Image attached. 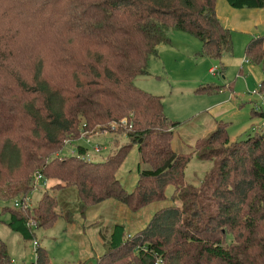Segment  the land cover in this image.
<instances>
[{"label":"trees","instance_id":"1","mask_svg":"<svg viewBox=\"0 0 264 264\" xmlns=\"http://www.w3.org/2000/svg\"><path fill=\"white\" fill-rule=\"evenodd\" d=\"M226 2L264 8V0ZM170 30L198 38L200 57L232 52L216 0H0V199L23 200L35 169L75 187L80 206L113 198L137 210L169 199L133 234L114 223L97 264H264V130L231 141L228 121L217 120L190 150L175 151L173 129L182 121L165 116L163 96L135 84L149 75V60L170 42ZM245 54L264 70L263 36L252 38ZM221 91L204 84L194 90ZM259 91L264 95V79ZM253 114L264 119V107ZM104 129L127 137L105 158L82 157L84 145L78 154H58L66 139ZM134 143L138 178L127 190L116 172ZM192 157L213 160L197 184L184 175ZM58 204L44 191L31 208L3 206L9 218L1 221L33 240L34 228L62 215ZM35 254L26 264H49L44 247L37 244ZM0 264H13L1 237Z\"/></svg>","mask_w":264,"mask_h":264},{"label":"rangeland","instance_id":"2","mask_svg":"<svg viewBox=\"0 0 264 264\" xmlns=\"http://www.w3.org/2000/svg\"><path fill=\"white\" fill-rule=\"evenodd\" d=\"M216 4L221 17L226 15L228 10L233 11L232 13H243L239 12L238 9L231 8L226 0H217ZM241 11L246 13L252 11L248 13L255 20L249 19L250 22H245L246 28L238 25V21L231 24L232 52L224 53L221 60L198 56L197 53L201 50V42L198 38L182 31L170 30V42L159 45L158 56L149 60L148 71L151 75L138 76L135 79V84L138 87L163 96L165 116L173 121H182V124L177 128L180 138L185 139L188 131L186 124L192 117L205 112L210 107H216L218 102L228 103L226 107L233 106L231 110H223L224 112L220 115L224 121H230L228 133L231 141L246 137L255 131L264 130L260 127V122L264 119L252 115V111L255 110L252 101L258 99V95L252 92L257 90L259 85L253 82V78L248 74L246 64H241L245 59L244 50L249 36L264 35V13L262 10L254 8ZM243 29L246 30V33H243ZM247 60L251 62L250 59ZM221 62L225 67L223 72H221ZM240 67L243 69L242 76L239 74ZM228 83H232L231 90L226 87ZM201 84L217 85L222 87V91L211 95L194 92ZM215 110L218 111V108ZM251 115L255 117L254 120H250ZM215 125L216 123L212 125L210 130ZM210 126L208 120H205L202 128H198V133L201 134L198 137L207 134L210 130L205 131V129ZM177 130L174 128L173 132ZM184 139L183 142H188L187 139ZM126 140L127 137L123 131L104 129L90 134L81 131L78 139H66L58 154L60 156L78 154L77 146L84 145L86 152L81 156L86 159L99 160L115 151ZM138 161L137 143H134L116 172L120 182L127 190L132 189L138 178L136 169ZM212 164V159L192 157L184 171L185 179L197 184ZM37 171L39 170L35 169V172ZM45 178L47 179L45 183L40 181L35 184L33 190L27 195L26 202L29 203L30 208L37 205L44 191L55 195L58 191H66L71 188L62 184L61 186L56 185L58 180L55 178L46 176ZM72 188L76 190L75 187ZM171 191L172 185H168L166 188L167 196L170 195ZM67 197H69V201L59 200L60 207L57 205L56 210L62 215L50 227L34 228V239L39 241L40 245L47 250L49 264H97V248L90 245L82 235L78 236L80 235L79 230H82V225L96 229L98 227L99 232L104 233L103 240H105L104 237H107L108 229L112 227L115 221L124 223L127 233L133 234L146 224L158 207L172 202L169 199L153 201L144 207L132 210L125 203L113 198L103 199L94 204L85 203L86 205L80 206V198L77 196V192L70 193ZM18 198L19 196L12 200L0 199V237L7 242L10 254L16 264H26L36 259L33 240L23 239L20 233L13 231L6 222L1 221L9 218V213L4 212L2 207L14 205V200Z\"/></svg>","mask_w":264,"mask_h":264},{"label":"crops","instance_id":"3","mask_svg":"<svg viewBox=\"0 0 264 264\" xmlns=\"http://www.w3.org/2000/svg\"><path fill=\"white\" fill-rule=\"evenodd\" d=\"M217 2V0H216ZM217 4H216V13H217V16L220 20V22L227 28H231V24L238 21V25H240L242 28H246L244 25H245V22H250V20H255V18L253 16H250L248 12H252V11H247V13L245 11H241L243 9H248V8H241V9H238L239 12H243V13H232L231 11L228 10L227 14L226 15H223L222 17L220 16V13L219 11L217 10ZM232 8V7H231ZM236 9V8H234ZM250 9V8H249ZM254 9H260L262 10V13H264V8H254ZM248 20V21H247ZM249 25V24H248ZM248 27V26H247ZM231 30V29H230ZM243 33H246V30H242ZM259 36H263V48H264V35H252V36H249V39L247 41V43L254 37H259ZM246 43V44H247ZM246 46V45H245ZM244 56H245V59L241 62V64H246V70L248 72V74L253 78V82L257 83L258 85L261 83V81L264 79V70L263 68L260 66V65H257L255 63H251L249 62L247 59H249L246 54H245V50H244ZM251 61V60H250ZM222 64V62H221ZM223 66V71L225 69L224 65L222 64ZM150 67V66H149ZM221 71V72H223ZM149 72V71H148ZM152 73H156V72H152ZM239 74L242 76L243 74V69L242 67H240L239 69ZM149 75H151L149 73ZM157 77H159L157 74H155ZM158 79V78H157ZM232 83H228L227 84V89L228 90H231L232 88ZM146 89V88H144ZM149 91H152V90H149ZM259 101V98L257 100H253L252 101V105L255 103V102H258ZM228 103H224V102H221L217 104V106L215 107H210L208 110H206L205 112H202V113H199L197 114L195 117H192L188 122H187V126L188 127V131L186 132V136H185V139L188 140V142H183L182 138H180V136H178V130L176 127L175 130L177 131H174L173 132V137H172V147L175 151H187V150H190L191 149V145L192 143H194V141L196 140V138L201 135L200 133H198V128H202V125L204 123L205 120H208V123H209V126L208 129H205V131H208L210 130V128H212V125L214 123H216L217 120H223L220 115H222V113L225 111V109H230L233 108V106H228L226 107ZM215 108H218V111L215 110ZM213 110V111H212ZM224 110V111H223ZM219 111H222V112H219ZM250 120H254L255 117H252V115L250 116ZM197 121L200 123H197ZM224 121V120H223ZM229 122L228 121V128H229ZM199 125V126H197ZM260 127L264 128V120H262L260 122ZM180 139V140H179ZM184 139V140H185ZM75 191V192H74ZM70 193H76V190H74V188H70V189H67L66 191H58V193L55 194V196L58 198V201L59 200H62V201H69V197H67L68 194ZM59 206V204H58ZM60 207V206H59ZM64 218V217H63ZM65 219V218H64ZM66 220V219H65ZM116 222H120V221H115L114 223ZM113 223V224H114ZM122 223V222H121ZM125 225V224H124ZM126 226V225H125ZM111 228L110 227L108 229V234H107V237L109 236L110 232H111ZM79 229V227H78ZM82 230H79L80 231V235L78 236H83L85 237L86 241H88V243L90 245H94L96 248H97V255L96 256H99L100 254L103 253L104 249H105V241L107 239V237H104L105 240H103V232L101 233V231L99 232V228L97 227L96 228H93V227H89L87 225H82L81 227ZM14 231V230H13ZM17 232V231H15ZM19 233V232H18ZM84 234V235H83ZM21 235V234H20ZM22 236V235H21ZM84 241V240H83ZM37 244L40 245V242L37 241ZM9 247V246H8ZM13 259V258H12ZM14 264H16L15 260H13Z\"/></svg>","mask_w":264,"mask_h":264},{"label":"built area","instance_id":"4","mask_svg":"<svg viewBox=\"0 0 264 264\" xmlns=\"http://www.w3.org/2000/svg\"><path fill=\"white\" fill-rule=\"evenodd\" d=\"M252 93L258 95V98H259L258 103L255 105V109L256 110H259L262 107H264V95L260 93L259 87H258L257 90H253ZM46 180L47 179L45 178V176L40 171L35 172V175H34V186H35V184H38L40 181L42 183H45ZM27 199H28L27 196L23 200H20L19 198L18 199H15L14 200V206H16V207H19V206H29V203L26 202ZM27 223L30 224V225L34 224L33 223V220H31V219L28 220ZM36 245H37V240L36 239H33V246L35 247Z\"/></svg>","mask_w":264,"mask_h":264}]
</instances>
